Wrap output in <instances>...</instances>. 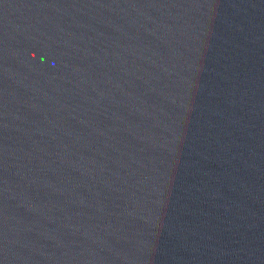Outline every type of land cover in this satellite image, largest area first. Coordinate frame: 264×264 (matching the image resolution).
<instances>
[{
    "label": "water",
    "instance_id": "95a60500",
    "mask_svg": "<svg viewBox=\"0 0 264 264\" xmlns=\"http://www.w3.org/2000/svg\"><path fill=\"white\" fill-rule=\"evenodd\" d=\"M0 264H264V0H0Z\"/></svg>",
    "mask_w": 264,
    "mask_h": 264
}]
</instances>
